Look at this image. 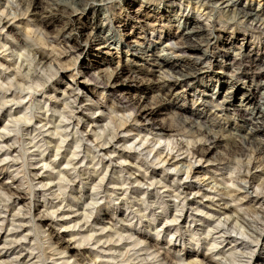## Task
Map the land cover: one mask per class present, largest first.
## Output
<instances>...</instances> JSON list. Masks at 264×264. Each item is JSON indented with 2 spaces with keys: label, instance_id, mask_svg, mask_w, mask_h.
<instances>
[{
  "label": "clouds",
  "instance_id": "clouds-1",
  "mask_svg": "<svg viewBox=\"0 0 264 264\" xmlns=\"http://www.w3.org/2000/svg\"><path fill=\"white\" fill-rule=\"evenodd\" d=\"M0 264H264V0H0Z\"/></svg>",
  "mask_w": 264,
  "mask_h": 264
}]
</instances>
